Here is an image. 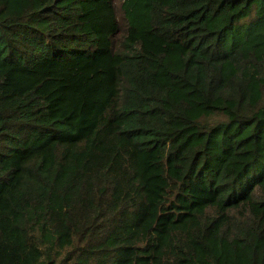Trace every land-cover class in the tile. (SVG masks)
<instances>
[{
	"label": "trees",
	"instance_id": "obj_1",
	"mask_svg": "<svg viewBox=\"0 0 264 264\" xmlns=\"http://www.w3.org/2000/svg\"><path fill=\"white\" fill-rule=\"evenodd\" d=\"M0 0V264H264V0Z\"/></svg>",
	"mask_w": 264,
	"mask_h": 264
},
{
	"label": "rangeland",
	"instance_id": "obj_2",
	"mask_svg": "<svg viewBox=\"0 0 264 264\" xmlns=\"http://www.w3.org/2000/svg\"><path fill=\"white\" fill-rule=\"evenodd\" d=\"M116 7H117V9H118V7L120 6V4H121V0H116Z\"/></svg>",
	"mask_w": 264,
	"mask_h": 264
}]
</instances>
